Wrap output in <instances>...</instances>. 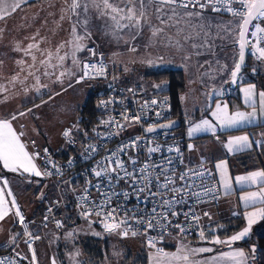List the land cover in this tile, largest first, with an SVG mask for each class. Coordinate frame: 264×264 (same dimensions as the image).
Here are the masks:
<instances>
[{"label": "snow or ice", "instance_id": "6c2138e0", "mask_svg": "<svg viewBox=\"0 0 264 264\" xmlns=\"http://www.w3.org/2000/svg\"><path fill=\"white\" fill-rule=\"evenodd\" d=\"M26 2V0H24ZM123 4V7H121ZM93 6L100 10V18L108 17L112 21L109 25L105 21L104 27H111L114 34L123 32L125 29L133 30L132 39L142 34L143 27L147 25L151 31L152 40H159L166 46L174 47L178 51L185 53L184 59L191 60L192 56H213L217 55V39L223 40L221 32L230 33L232 30L220 24H213L212 20L205 15V12L210 10L214 13L224 12L231 14L239 19V39L236 43L239 44L238 57L233 58V65L229 67L227 64H220L219 59L215 61L205 60L199 64V67H204L207 64L209 67L215 63L218 66L219 72L222 74L227 71L230 76V82L235 84L242 72L245 63V48L249 45L247 36L250 34L255 38V43L250 47L253 49V55L260 61H264V0H120V3H114L113 0H100L97 3L93 0ZM20 7V3L16 2L9 4L8 0H0V19L9 15L8 9L15 12ZM70 9L75 13V10L83 7V11H88V5L83 6L80 0H72L69 5ZM78 15V14H77ZM63 18V17H62ZM158 21L153 24L152 20ZM126 21V23H122ZM85 34L83 36L76 34L77 30L73 26V40L70 42L72 46V62L80 65L77 53L84 51L86 45L85 38H90L91 33L87 31V18L84 20ZM216 29L213 32V29ZM175 29L174 33L171 30ZM33 39H35L33 37ZM63 47V45H61ZM38 48L37 44H29L25 49L27 55H31V49ZM135 51V47L132 49ZM87 51L92 56H96L97 52L94 48H87ZM51 56V53H49ZM65 56H58L62 63ZM102 57V54H101ZM32 59L36 57L33 55ZM18 63H23L19 61ZM45 63V61H41ZM83 73L77 79V83L88 78L95 72L96 75L102 76L106 72L104 64L101 62L99 67L96 64L84 61L82 64ZM256 69H253L255 72ZM47 75V73H44ZM32 75V73H29ZM61 76L65 75L61 72ZM214 78V77H212ZM38 79V78H37ZM225 80L224 83H228ZM47 87V85H41ZM162 90V85H154ZM39 91V89H38ZM132 91V89H129ZM219 95L221 92H216L215 89L209 93ZM244 94V104L251 111H235L230 112L227 103H215V108L211 111L213 120L207 118L202 119L199 123L192 125L188 129V136L192 137L195 133L210 132L216 135L217 127L220 129L236 128L242 124L254 123L258 116L264 117V91L257 93L254 84H248L242 88ZM257 98L259 106L257 107ZM101 102L102 104L110 103ZM157 100L151 101L152 105H156ZM148 103L145 102L144 107ZM39 107V105H37ZM31 111V110H29ZM19 115H25L20 113ZM156 116H161L160 112H156ZM141 115L133 117L124 116L126 121L140 122ZM12 119H16L14 115ZM174 121L169 120L167 123L159 125H150L146 128L147 133H154L157 129H170L174 125ZM104 125H115L118 128H123L115 120L101 121ZM95 131V130H94ZM112 133H109L111 135ZM118 134V133H117ZM63 135L70 138L72 130H65ZM87 135V134H85ZM264 135V134H262ZM23 133H18L13 127L10 120H0V163L5 169L12 172H22L34 175L36 177L50 176L60 174V168L55 163H51L54 171L45 168L41 171L35 163L36 158L40 153L30 154L22 141ZM143 137H135L131 141L121 144L117 149L112 150L108 155L97 162L90 170L91 174L96 178V183L86 181V187L78 197V207L81 209L80 214L89 221V223L102 224L103 230L108 234H118L122 237L137 236L143 234L147 238L149 248L155 249L150 256V264H250L255 260L256 248L253 246L250 254L240 248H233V245L249 236L252 226L258 220H264V207L257 208L251 212H245L244 216L247 225L236 234L221 239L217 235H212L211 238L206 236L205 227L199 226L200 216L195 212L194 206L204 202V198L212 196L217 198L215 193L218 191L216 185L209 187L205 183V177L210 176L208 169L204 168L203 161L197 166L185 164L183 155L178 145H160L155 144L153 140H148L146 152L147 159L140 162L137 157L129 156L127 163L122 158L121 154L127 155L128 150H138L141 147ZM217 139H219L217 137ZM253 141L248 135L229 137L225 142V148L229 153H236L248 149L252 146ZM257 145L264 144V141H256ZM193 145H188L191 150ZM98 148L89 144L85 153H96ZM155 153H161L159 161L153 160L152 156ZM167 153V154H165ZM175 153L176 155H170ZM45 157L48 156V150H44ZM69 166L73 164V160L69 159ZM178 165H183V170L178 171ZM216 169L219 174V184L224 189L225 193L232 189V177L229 174L227 162L221 161L216 164ZM124 181L126 188L117 190V185ZM235 182L241 186L244 185H259L257 191L247 192L240 197L244 201L245 206L260 204L264 205V170H257L235 177ZM4 188H0V221H2L10 211L9 203L12 208L16 209V216L19 217L23 224L24 217L20 213L16 201L13 198L10 202L5 198V189L8 181L4 180ZM94 188L98 193V198L93 199L90 196L89 189ZM8 196L12 193L9 190ZM135 197L138 201L137 205L131 208L127 207V201ZM121 199L124 201L120 203ZM191 205L186 211L179 210V206ZM144 205L140 207L139 205ZM151 207H147V205ZM87 205V206H85ZM51 212V209H49ZM122 213V215H121ZM95 215L99 219L91 220ZM204 216H211L208 212H204ZM184 217V223L180 222V217ZM47 219V216L45 217ZM143 226L142 228L133 227ZM61 223L57 222V227H61ZM198 228V235L201 241H207L213 245H221L227 247L229 251L220 252L218 255L206 259L195 260L196 256L214 251L211 247H189L183 243L184 237L189 234L193 228ZM177 229L178 236L181 238L179 247L175 252H166L163 248L157 247L160 240L163 239L165 233H169L171 229ZM159 230V235L156 237L148 235L149 231ZM208 231L214 233L215 228L208 226ZM70 237L73 233L68 234ZM100 236L101 233H94ZM38 238V237H37ZM15 242V237L12 238ZM30 250L31 245H29ZM32 261L35 264V251L32 250ZM19 255V253H17ZM0 264H5V260L0 259ZM14 264V262H10ZM53 264H56L53 260Z\"/></svg>", "mask_w": 264, "mask_h": 264}, {"label": "crops", "instance_id": "0c3cea01", "mask_svg": "<svg viewBox=\"0 0 264 264\" xmlns=\"http://www.w3.org/2000/svg\"><path fill=\"white\" fill-rule=\"evenodd\" d=\"M16 2L20 3V7L15 12H11V8H9L8 11L10 14L3 19H0V120H10L16 131L18 133H23L22 141L25 143L26 148L30 154H35L36 149L42 147H47L52 150L61 149L66 146L65 136L63 135V133L68 127L73 128L76 126L78 119V108L85 100L89 92V87H87L88 83H77L76 80L77 76L80 74L81 63L88 56L87 47L84 51L78 52L76 54L80 61V65L78 66L76 64H73L72 62L71 44L66 43L73 40V26L75 25L76 27V34L83 36L85 34V26L83 22L85 18H87V31L91 33V36L90 38H85L84 44L88 46V44L93 43L97 46L98 49L102 50L103 52L112 51L109 52L111 56H108L112 59L113 73L115 79L118 81H131L130 78L132 77L129 74L127 76H124L122 69L118 70L116 68V65H119V50L114 49V43L117 40H122L127 44L133 43V41H135V39H132L133 30L125 29L123 32L114 34V31L111 27L105 28V21H107L109 25H112V21L108 17H105L103 19L100 18V10L93 6V0H80L82 6L85 3L88 5V11L84 12L83 7H81L76 9L75 13L69 7V5L72 3V0H26V2H24V0H8L9 4H13ZM96 2L100 3V0H96ZM121 6L123 7V4H121ZM122 23H126V21H123ZM33 37L35 39H33ZM236 41L234 42V45H236ZM29 44L38 45V48H33L30 50L31 55H27L24 51L28 48ZM61 45H63V47H61ZM49 53H51V56H49ZM65 54H67V56L61 63L58 59V56H65ZM235 54L237 56L238 51L235 52ZM33 55L36 57L35 60L32 59ZM19 61H23V63H18ZM41 61H45V63L42 64ZM232 65L233 64H230L229 67H231ZM179 70H181L183 73L182 69ZM61 72H64L65 75L61 76ZM29 73H32V75H29ZM44 73H47V75H45ZM137 77L138 76H135L136 79ZM225 80L230 81L228 72L224 74L221 80L213 84L209 92H207L208 89L205 91V93L207 94L205 102V105L207 107L206 111L211 109L214 100H216L217 98H223L225 97V95H229L235 92L233 91L234 86L230 87L229 82L224 83ZM241 82H244V79L241 80ZM41 85H47V87H41ZM75 86H78L79 90L73 92L75 93L74 98H78L75 103L76 105H74L73 108H70V110L69 107H63L54 112L55 105H53L52 99H55L57 97L59 98L62 94ZM213 89H215L216 92H223L219 95L215 94V92L209 95V93L212 92ZM79 101L81 102L77 104ZM179 102L183 113L180 98ZM229 103L231 104L230 101ZM37 105H39V107H37ZM72 109L74 110V112ZM68 110L69 112L67 113L71 114L72 116L69 120L65 121V123L61 122L62 125L57 128V130H59V128L61 130L59 132L56 131V127L54 126V124L57 121V114L59 116H61L62 113L65 115L66 111ZM20 113H25V115L32 113V116L28 118L29 120L23 121V119L21 118L24 115H19ZM14 115L16 116V119L13 120L12 117ZM183 117L184 122L182 125L183 131L185 132L184 137H187V121L192 120V118H196L197 114H192V117ZM42 122H44L43 125ZM242 125L236 128L248 131V135L253 141L252 147L243 151L254 150L255 154L259 156V158H261V166L258 167H261L262 170H264V144L257 145V143H255L256 141H264V135H262L264 134V123L261 122L260 124H258L254 122L252 124ZM236 128H228L226 129V131H230ZM249 130H251V132ZM60 132L61 137H63L64 139L62 145L52 147L51 143H53L57 133L59 134ZM218 135L219 132H216V135L201 134L195 137L194 141L189 139L190 144L193 145V148L189 150L188 154L190 161L195 163L203 161V163L207 165L212 171L216 180L217 177L214 171V164L212 162L213 159H218L220 157L228 158L229 168L233 172L232 173L230 171L232 174H247L258 168L256 167L253 169H245L240 165L238 161L239 158L238 156H236V154L243 151L225 154L223 151L224 142H218L221 138L218 137ZM207 137L217 143L214 144V147L212 149H210L208 142H204V148H199V152H196L194 154V145H196V142ZM217 137L219 139H217ZM35 163L40 168L38 158H36ZM43 179H45L44 176L36 177L28 173L9 171L8 169H5L3 167L2 163H0V188H4L3 181L7 180L8 184L7 188L5 189V198L9 202L14 198L19 211L22 212L25 216L26 214L32 215V213L36 211H41V208H37L38 205H41V203H38L36 201V194H33L31 186H38L39 188H41V186L44 184H46L47 186L48 182L44 181ZM33 182L36 183L33 184ZM48 185L50 186L49 183ZM249 188H251V186ZM219 189L221 192L220 198L216 202L204 205L202 207L203 213L208 212L210 215H212V212L207 209V205H212V208L214 209L215 207L220 206L222 201V203L224 204L225 198H223L220 186ZM9 190L12 193L11 196L7 195V192ZM235 191H237V189L233 190V195L236 194ZM20 193H22V195H26L24 196L25 199L27 196L30 197L28 199L29 203L26 204L30 205L29 210L24 206L23 201L20 200ZM53 196L54 193L52 191V193H50L47 198L51 199L53 198ZM221 206L224 207V205ZM228 207L231 208L229 205H226V207L221 210L225 212L223 216H220L222 218L211 217V219H209V217L204 215L202 218L203 220L214 224L213 226L216 227V231L225 227L228 224L227 221L236 216L241 217L242 223L240 227L246 226L247 221L244 216V213L247 212L246 208L242 209V214L239 212H235V214L229 215V213L227 212L229 209ZM260 207H264V205L255 206V208ZM9 208V214L2 221H0V248L5 246H12L14 248V251L16 253H19L22 258H24V256L26 255L28 256L29 264H33L32 250L35 251V264H53V260H55L56 264L86 263L85 261L87 258L85 257V252L81 250L80 246L77 250H62V243L64 242V240L62 239V241H59V243L54 246L55 250H52L51 252L45 254L41 252L39 247L40 241H44V239L50 241L47 237H45V233L49 234L53 231L54 228H48L46 232H43V230L39 232V227L37 225H32L31 229L34 236L32 235V239H29L27 241L22 240L19 237L20 234L15 223L17 217L15 214L16 209L12 208L10 203ZM214 212L215 214H218L219 210L215 208ZM259 221L261 220H258V222L254 226H252L249 236L251 235L255 227L260 223ZM64 228H66V225H64ZM216 231L215 233H210L209 235L206 234V236L211 237L213 234L217 235ZM217 236L220 237L221 235L218 234ZM13 237H15L14 243L12 242ZM167 237L168 236H165L161 240L160 244L157 245V247L164 246L167 242ZM135 239L139 238L136 237ZM241 241L236 242L233 245V248L243 249L245 252H248L250 254V250L253 246L250 248V250H246L239 244ZM75 242L77 244L78 241H73L72 243ZM29 245H31L32 250H30ZM224 249L225 251H229L227 247H224ZM75 256L78 258L82 257V259L79 261H71ZM116 262L117 261H115V263ZM104 264H114V262ZM146 264H148L147 257ZM250 264L252 263L250 262Z\"/></svg>", "mask_w": 264, "mask_h": 264}, {"label": "rangeland", "instance_id": "374dc122", "mask_svg": "<svg viewBox=\"0 0 264 264\" xmlns=\"http://www.w3.org/2000/svg\"><path fill=\"white\" fill-rule=\"evenodd\" d=\"M114 3H120V0H114ZM122 7V6H121ZM205 15L209 17L212 20V23L215 24H220L223 26H226L227 28L231 29L232 31L230 33H224L221 32V35L224 37L223 40L217 39V48H216V53L217 55L215 57L213 56H195L193 55L191 60H185L184 56L185 53L182 51H178L174 47L166 46L164 43H160L159 40H152L151 38V31L147 25L143 27L142 34L138 35L135 38V41L131 44L124 43L122 40H117L115 44V48L119 50V65H116V68L119 70L122 69V72L124 76H127L128 74L132 77L130 78L131 81H137L140 80L143 82L146 90L148 93H159L162 92L165 89V82L160 81V82H155L153 78H150L147 76V74L155 72V71H162V70H169V69H182L183 70V75H184V89L180 91L179 93V98L182 104L183 108V116H188L192 117V114H197L196 118H192V120H188L186 124V134L188 133V129L196 124L199 123L202 119H209L213 120V117L211 116V111L215 108V103L220 102V103H227L229 106L230 112H235L237 110L239 111H251L250 108H248L244 104V94L242 92V88L247 87L248 84H254L256 86V91L257 93L260 91H264V80H263V85L258 86L254 82H245L247 79H250L251 76L249 73L242 72L239 76V80H237L236 85L233 87V92L237 97H231V96H226L223 98H217L214 100L212 107L210 110H207V107L205 105L206 102V93L205 91L208 89L207 92L210 91V88L213 86L214 83L218 82L221 80L224 76V74L227 72H223L222 74L218 70V66L213 63L211 67H209L207 64L204 65V67H199V64L203 63L206 59L210 61H215L216 59H219L220 64H227L230 66V64H233V58L236 56L235 52V45L234 42L237 40V34H238V24H239V19L236 17H233L232 15H220V14H215V13H210V12H205ZM153 24H157L158 21L155 19L152 20ZM216 29H213V32H215ZM175 29L171 30V33H174ZM136 46V47H135ZM133 47H135V51H133ZM107 55L111 56L109 52L112 51H105ZM264 65V64H263ZM261 67V66H260ZM264 77V74H262ZM135 76H138L137 79ZM214 77V78H212ZM147 80L144 82V80ZM244 79V82H241V80ZM117 81V80H116ZM88 83V82H86ZM90 88V83L87 84ZM154 85H162L163 88L162 90L160 88L154 87ZM258 86V87H257ZM78 90V86H75L71 89H69L67 92L62 94L59 98L52 99L53 105H55L54 112L58 111L59 108L63 107H69L73 108L74 105H76V101L78 98H74L75 93L74 91ZM79 91V90H78ZM232 92V91H231ZM231 95V94H229ZM85 98V97H84ZM82 101V99H81ZM81 101H79L77 104H79ZM231 102V104L229 103ZM259 106L258 98H257V107ZM241 109V110H240ZM66 111L65 115L62 113L61 116L57 114V121L54 124L56 127V131H60L61 129L57 130L58 127H60L61 122H64L69 120L70 117L72 116L71 114H68ZM73 110V109H72ZM74 112V110H73ZM56 115V113H55ZM54 115V116H55ZM32 116V113H29L27 115L22 116L21 119L24 120H29ZM36 116V115H35ZM213 122H215L213 120ZM264 123V117H259L255 121V123ZM44 122H42V125ZM248 124V123H245ZM69 125V124H67ZM244 126V125H242ZM246 126V125H245ZM71 129L72 127H68L65 130ZM251 132V130H249ZM219 132L218 137H221L218 142H225L228 140L229 137L233 136H242V135H248V131L244 129H233L230 131H226V129H220L217 127V131ZM61 132L55 137L53 143H51V146H60L63 143V137H61ZM173 135L181 136L185 134L183 131V126L179 130H173L172 131ZM201 134H212L210 132H199L195 133L192 137H189L188 134L186 135L190 140L194 141V138L201 135ZM249 136V135H248ZM224 137V138H223ZM250 137V136H249ZM251 140V138H250ZM252 141V140H251ZM204 142H208L209 148L212 149L214 147L215 142L214 140H210V138H205V139H200L198 142H196L195 146V151L199 152V148H202L204 145ZM252 147V146H251ZM204 148V147H203ZM223 151L225 154H231L227 151V149L223 148ZM221 154V153H220ZM222 155V154H221ZM221 161H226L227 162V167L230 176L232 177V189L230 192L227 194L225 193L224 189L220 186L223 198H225L224 204L221 202L220 206L215 207L217 210H219L218 214H215L214 210L212 208V205H207V209H209L212 212V215H210L212 218H222L220 216H223L225 214L223 210L226 205H229L231 208L228 209V213L230 214H235V212L241 213L243 208L247 210V212H251L256 210L255 208L256 205L260 204H255L254 206L248 205L247 207L245 206L244 201L240 199L241 196H243L247 192H254L257 191L259 188V185H251V188H249V185H244L241 186L235 182V177L240 176V175H246L242 173H234L230 170L229 168V160L228 158H218V159H213L212 162L214 164V171L217 177V181L219 183V174L218 170L216 169V164L221 162ZM257 170H262L261 167H258L254 169L253 171ZM232 173H231V172ZM36 182H33V184ZM49 185L44 184L39 188L38 186H31V190L33 191V194H36V201L41 203L40 206H44L45 204V199L48 197L50 193L53 191L52 184ZM233 195V190H236ZM26 195H22V193L19 194L20 200L23 201L24 206L29 210L30 205H26L29 203V196L25 197ZM228 198V199H227ZM48 199V198H47ZM46 199V200H47ZM21 201V202H22ZM221 205H224L221 206ZM234 212V213H232ZM242 214V213H241ZM260 222V221H259ZM255 225V224H254ZM253 225V226H254ZM52 223H49L46 227L40 229L43 230V232H46L47 229H53ZM245 226H241L239 229L234 230L232 233H229L227 235L220 236L221 239H227L228 237L236 234L237 232L241 231ZM212 228H215V226H212ZM55 229V228H54ZM50 232L49 234L45 233V237H47L50 241H47L46 239L41 240L39 243L40 250L43 254L49 253L54 249V246L59 243V241L64 240L62 243V250H77L79 248V245L75 243H72L73 241H82L85 240L89 237H95V238H100L101 240H104L105 238L108 239L109 247H110V255L112 261H119L124 258V253L127 251V247H130L132 252H136L139 249H142L146 253L147 257V262L150 264V256L151 254L155 251V249L149 248L146 245L142 244L141 239H135L133 236L129 235L128 237H122L118 234H108L105 233L103 228H98L96 226H93V224L89 223L88 220H86L84 217H81L79 221H72L70 222L69 225L66 224V228L60 233H57V230H54ZM69 233H73V236H69ZM94 233H101L100 236L94 235ZM210 231H207L206 234L209 235ZM215 233V232H214ZM33 234V233H32ZM216 235V234H213ZM34 236V234H33ZM211 238V237H209ZM62 239V240H61ZM181 242V238L176 235V234H170L167 237V242L164 246H158L159 248H163L164 251L166 252H175L177 248L179 247V244ZM183 243L187 244L189 247H211L214 249L213 252L211 253H204L200 256H196L193 259L195 260H206L210 259L216 255H218L220 252L225 251L224 246L221 245H213L208 243L207 241H201L199 239V236L197 237H184ZM227 250V249H226ZM73 258V257H72ZM82 257H74L71 261H79L81 260Z\"/></svg>", "mask_w": 264, "mask_h": 264}, {"label": "built area", "instance_id": "2783aa9c", "mask_svg": "<svg viewBox=\"0 0 264 264\" xmlns=\"http://www.w3.org/2000/svg\"><path fill=\"white\" fill-rule=\"evenodd\" d=\"M206 12L214 13L210 10ZM215 14L231 15L224 12ZM247 40L249 41L248 52H250L252 56L258 60L256 56L253 55V49L250 47L251 44L255 43V38L249 34ZM87 48H94L97 52V55L92 56L88 52V56L81 63L80 74L77 76L76 80L83 73L82 64L84 61L96 64L97 67H99L101 62L104 64L106 68L104 75L98 76L95 74V72H93L90 77L80 81L88 82L96 87L97 105L100 109V114L97 116L95 125L91 130H89L88 133H86L87 135L83 134L84 140H82V143L79 144V140L76 141L73 135H71L70 138L65 137L66 145L75 147L73 152L62 154L64 148L52 150L47 147H42L36 149V153H40L38 159L41 171H44L45 168L50 171H54L51 167V163H55L60 168V174L44 176L52 184L54 196L51 199L45 200V204L39 215L32 218H27L22 212H20L24 217L23 224L20 222L19 217H16L15 223L18 227L20 234L19 237L25 241L32 239V225H37L40 229H42L49 223H52L55 230L58 232L62 231L65 225V217L68 214L66 211L67 208H72L80 217H83L80 214L81 209L78 207V197L87 186L86 181H92L93 184L96 183V178L91 174L90 170L97 164L98 161L104 159L110 151L117 149L121 144L129 142L135 137H143L144 139L141 142V147L138 150L129 149L127 155L121 154L126 163L129 156L137 157L140 162H144L147 159L148 154L146 152V147L149 146V139L153 140L155 144L164 146L178 145L183 155L185 164L197 166L201 163L190 161L188 155V145L190 144L189 138L173 135V130L160 129L154 133H147L145 131V129L150 125H158L174 118L172 102L169 96L163 93H148L143 82L141 81H116L113 73L112 59L107 54H105V52L98 49L93 43L88 44ZM129 89H132V91H129ZM153 99L158 101L156 105L151 104ZM102 101L111 102L102 104ZM145 102L148 103L147 107H144ZM156 112L161 113L159 118L156 116ZM125 115L128 117L141 115L142 118L140 122L126 121L124 119ZM109 120H115L120 125H124V127L121 129L115 125L101 124V121ZM109 133L112 134L109 135ZM89 144L96 146L98 151L94 154L85 153V149ZM45 149L48 150L47 158L44 154ZM170 155L175 156L176 154L172 153ZM48 159H50L51 163L47 162ZM69 159L73 160V164L71 166L68 164ZM152 159L159 161L161 159V153L153 154ZM177 167L178 171L183 170V165H178ZM204 168L208 169L211 173L210 176L205 177V183L209 187L215 184L218 189V191L215 193L217 198L213 199L210 195L209 197L204 198V202L194 206L195 212L200 216L199 226L205 227L207 232V228L208 226H211V223L203 220L202 217L204 213L202 212V207L208 203L216 202L220 198L221 192L212 171L205 164ZM126 187L127 185L125 182L121 181L119 185H117V190L124 189ZM89 192L91 198H98V193L94 188H90ZM120 203L123 204L124 201L121 199ZM137 204L138 201L135 199V197L127 201V207L129 208ZM190 205L191 202H189L188 205L179 206V210L186 211ZM139 206L144 207L142 204ZM147 207L150 208L151 205L149 204ZM49 209H51V212H49ZM46 216L47 219H45ZM98 219L99 218L95 215L91 217V220L93 221ZM179 219L181 223L185 222L183 216H181ZM57 222H60L62 226L57 227ZM92 224L96 227L103 228L102 224L100 223ZM133 227L142 228L143 226H137L133 224ZM177 232L178 230L173 228L169 233H165L164 237L170 234L178 235ZM148 235L156 237L159 235V230L149 231ZM186 236H199L198 228L194 227L192 231ZM135 237L141 239L143 243L148 246L145 235L138 234ZM160 242L161 240L157 245H159ZM0 259L5 260V264H10V262H14V264H23V258L20 255H17L12 246L0 248Z\"/></svg>", "mask_w": 264, "mask_h": 264}, {"label": "trees", "instance_id": "16d2710c", "mask_svg": "<svg viewBox=\"0 0 264 264\" xmlns=\"http://www.w3.org/2000/svg\"><path fill=\"white\" fill-rule=\"evenodd\" d=\"M264 61L256 60L250 52L247 53L246 56V64L243 69V72L249 73L251 76L250 79H247L245 82H254L258 86L263 85L264 77ZM261 66V67H260ZM253 69H256L253 72ZM150 78H153L154 81L165 82L166 86L162 92L169 96L172 102V110H173V117L178 118L180 120V126L175 130H179L183 125L184 117L180 107L179 102V93L184 88V75L181 70L179 69H169V70H162V71H155L152 73L147 74ZM144 82L147 81L143 79ZM236 85V84H235ZM234 85V86H235ZM231 97H237L234 93L231 95H225ZM100 114V109L97 105V95H96V87L90 85L88 95L86 96L85 100L78 108V119L77 124L75 127L72 128V135L75 137L78 143H82L83 134L89 132L92 127L95 125L97 121V116ZM184 137V135H183ZM75 147H71L66 145L62 151V154H67L69 152H73ZM239 158L240 165L245 169H253L258 166H261V158L255 154L254 150H247L236 154ZM44 181L48 182L46 178L43 179ZM47 183V184H48ZM37 208H42L43 206H38ZM40 211V212H41ZM66 211L68 214L65 217V225H69L72 221H79L80 216L72 209L67 208ZM40 212L36 211L31 214H26L27 218H32L40 214ZM36 213V214H35ZM34 214V215H33ZM69 221V222H68ZM228 224L218 229L217 235H227L232 231L236 230L240 227L242 220L240 216L233 217L229 219ZM214 224H211L213 226ZM99 228V227H98ZM195 237V236H193ZM77 244L80 246L81 250L85 252L86 263L90 264H104L109 262H114L111 259L110 255V247L108 243V239L105 238L101 240L100 238L89 237L85 240L78 241ZM143 244V243H142ZM244 249L250 250L252 246H255L256 253H255V260L251 261L252 264H264V220H261L260 223L255 227L253 232L249 237L242 240L239 243ZM132 250L130 247H127V251L124 253L123 260H119L114 264H146V253L144 250L139 249L136 252L130 251ZM24 264H29L28 256H24L23 258ZM85 263V264H86Z\"/></svg>", "mask_w": 264, "mask_h": 264}, {"label": "water", "instance_id": "95a60500", "mask_svg": "<svg viewBox=\"0 0 264 264\" xmlns=\"http://www.w3.org/2000/svg\"><path fill=\"white\" fill-rule=\"evenodd\" d=\"M238 33H239V30H238ZM248 37V36H247ZM246 37V38H247ZM238 39H239V35L237 36V41H238ZM235 47H236V49H237V51L239 52V44L238 43H236V45H235ZM247 53H248V46H246V48H245V63H244V66H243V69H244V67H245V64H246V56H247ZM237 57H238V55H237ZM243 69H242V72H243ZM241 72V73H242ZM236 84V83H235ZM235 84H233V83H231L230 81H229V86L230 87H233ZM223 92V91H222ZM221 92V93H222ZM171 121H174L175 123H174V125H173V127L172 128H170V129H165V130H175L176 128H178L179 126H180V120L178 119V118H173V119H171ZM168 122V121H167ZM167 122H163V123H167ZM163 123H161V124H163ZM159 125V124H158ZM146 130V129H145ZM157 130H160L159 128L157 129Z\"/></svg>", "mask_w": 264, "mask_h": 264}]
</instances>
